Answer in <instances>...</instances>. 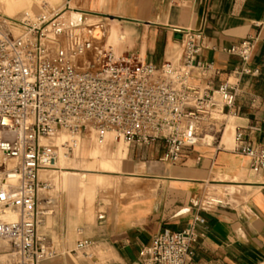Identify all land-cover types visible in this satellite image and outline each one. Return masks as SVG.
Instances as JSON below:
<instances>
[{
    "label": "built area",
    "instance_id": "built-area-1",
    "mask_svg": "<svg viewBox=\"0 0 264 264\" xmlns=\"http://www.w3.org/2000/svg\"><path fill=\"white\" fill-rule=\"evenodd\" d=\"M85 20L73 26L64 16L25 15L16 21L0 15V241L9 247L0 248V264H47L57 258L53 243L39 232L40 206L52 189L40 175L58 170L53 140L59 134L88 133L99 145L110 134L129 146L162 142V160L178 163L199 144L223 142L243 78L260 74L251 66L257 39L225 50L239 64L214 89L209 79L219 72L200 60L202 30L175 29L182 36L181 59L158 68L112 49L96 52V39L81 30ZM233 151L250 158L254 174L264 171V147L255 146L241 128L234 131ZM209 202L223 205L215 197ZM11 212L16 220L7 219ZM204 223L195 215L181 231L163 229L143 248L142 264H188L200 237L197 226ZM92 246L82 240L76 249L84 253Z\"/></svg>",
    "mask_w": 264,
    "mask_h": 264
},
{
    "label": "crops",
    "instance_id": "crops-1",
    "mask_svg": "<svg viewBox=\"0 0 264 264\" xmlns=\"http://www.w3.org/2000/svg\"><path fill=\"white\" fill-rule=\"evenodd\" d=\"M0 15L16 21L25 15L77 21V16H88L96 23L86 27L96 39V52L112 49L117 56L132 55L158 68L181 59L182 36L175 29L202 30L200 60L213 63L219 72L209 79L214 89L239 64L225 50L257 39L251 66L260 74L243 78L236 116H228L227 125L243 129L255 146L264 147V0H0ZM107 25L116 28V46L108 44L105 34H95L97 27L105 32ZM252 127L261 131L250 133ZM233 147L224 140L199 144L182 161L167 163L162 142L128 145L118 170L99 173L108 184L103 189L97 178L68 172L64 183L77 179L78 193L85 198L68 216L53 219L50 201L43 206L39 233L57 252L47 264H142L141 252L154 236L165 228L185 229L195 215L205 223L197 226L200 237L188 264H264V171L254 174L250 158ZM209 197L223 205L210 203ZM82 240L93 246L80 257L76 246Z\"/></svg>",
    "mask_w": 264,
    "mask_h": 264
},
{
    "label": "rangeland",
    "instance_id": "rangeland-1",
    "mask_svg": "<svg viewBox=\"0 0 264 264\" xmlns=\"http://www.w3.org/2000/svg\"><path fill=\"white\" fill-rule=\"evenodd\" d=\"M64 18L66 20H69V17H67V16ZM91 19L92 18H90L88 24L85 20L84 26H86V27L95 26L96 25L95 21L93 19L92 20ZM106 23L109 24L110 22L108 21ZM110 29H112V27L107 25V27H105V32H103L100 27H97L95 29V34L97 33L96 31H99V33H101V36L99 38L103 37V34H105V37L108 40H110L108 42V44L116 46L117 41H118L117 40L118 35L116 32V28H113L112 30H110ZM81 30L87 36V34L85 33L86 28L82 27ZM16 34H19V31H17ZM96 36H97V34H96ZM63 136H64V140H67V138H69V139L72 138L70 135L65 134V133H63ZM233 144H234V133H233V136H232L231 141L229 143V146L231 147V146H233ZM89 146H93L94 148H98V149L100 148V150L103 151L102 153L98 152L93 156L96 159L101 158V156L111 157V158L112 157L120 158L121 153L123 151V148L128 149V145L122 141H116L113 134L108 135L107 142H106V144H103V145H99L96 142L94 136L92 138L91 135L88 133L83 134L82 137L80 138V141H79V146H78L79 149H77V150L74 149L75 151L73 150L70 152H68V149H67V158H66L67 160L66 159L63 160V159L59 158L60 160H58V166H56L58 170H55L53 172H44L41 175L43 177L42 179H44V175H45L44 180L49 181L52 185V189L45 194L46 195L45 197L48 198L50 201V204L48 205L47 208L52 212V219L56 218V217L68 216L69 211L74 206H79L80 204H81V206L83 205V200L85 198V196H84L85 194L84 193H78V188H76V186L79 185L78 180L77 179H76V181L71 180L67 183H64L63 179L65 176H67L68 172L73 173V175L85 174L86 176L90 175V177H92V178H95V179L97 178L98 181L96 182V184L99 186V188L103 189V188H106L108 186L107 183L103 182V178H99L98 175H99V173H110V172H112L111 170L101 169V168H90V167L85 168L82 165L81 161L85 158V150ZM65 163H67V164H65ZM47 175H50V176H47ZM78 177L79 176H77V178ZM62 183L67 185L68 187H70V189L62 188L61 187ZM82 194H83V197H82ZM87 199L89 200V198H87ZM40 208H41V206H40ZM0 248L5 249V250L9 249L7 244L2 242V241H0ZM78 255L80 257L83 256L82 253H80V252Z\"/></svg>",
    "mask_w": 264,
    "mask_h": 264
},
{
    "label": "bare ground",
    "instance_id": "bare-ground-1",
    "mask_svg": "<svg viewBox=\"0 0 264 264\" xmlns=\"http://www.w3.org/2000/svg\"><path fill=\"white\" fill-rule=\"evenodd\" d=\"M89 20H90V18L87 16V18H86L87 24L89 23ZM69 21L70 22H77V19H75V17H73L72 19L69 17ZM96 32H97L96 33L97 36L100 37L101 36V33H99V31H96ZM85 33L86 34H90L87 30L85 31ZM233 132H234V129H231L230 127L227 128V130L225 132V135H224V143L225 144H229L230 143L231 138L233 136ZM79 141H80V138L79 137H72L70 139L67 138V140H64L63 133H61L60 135H58L57 137H55V139L53 140V143L58 147V151H57V161H56L55 166H58V160H60L59 158H61L63 160H65L67 158V145H66V143H69L70 145L72 144L73 147H74V149L77 150V149H79V147H78L79 146ZM93 146H89L85 150V158L81 161L83 167H85V168L86 167H90V168H101V169H107V170H111V171L118 170V166H120L119 163H118L119 162V158H116V157H112L111 158V157L101 156V158L96 159L93 156L96 153H98V152L102 153L103 151L100 150V148L99 149L98 148H94ZM65 164H67V163H65ZM41 175H42V173H41ZM41 175H40L41 180H44L45 179V175H44V179H42L43 177ZM47 176H50V175H47ZM46 204H47V201L46 200L41 204V210H42L43 215H45V212H44L45 210L43 209V206H45ZM17 218H18V215L16 213H13V212H11V213H9L7 215V219L10 220V221L16 220ZM42 223H43V221H42Z\"/></svg>",
    "mask_w": 264,
    "mask_h": 264
},
{
    "label": "water",
    "instance_id": "water-1",
    "mask_svg": "<svg viewBox=\"0 0 264 264\" xmlns=\"http://www.w3.org/2000/svg\"><path fill=\"white\" fill-rule=\"evenodd\" d=\"M77 17H79V20L77 22H71L73 26H81L83 24V17L82 16H77Z\"/></svg>",
    "mask_w": 264,
    "mask_h": 264
}]
</instances>
